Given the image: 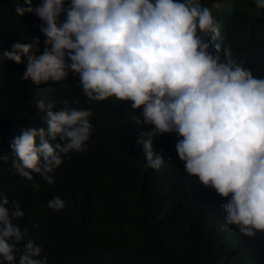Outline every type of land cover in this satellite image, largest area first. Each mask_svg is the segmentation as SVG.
<instances>
[{
	"label": "clouds",
	"instance_id": "obj_1",
	"mask_svg": "<svg viewBox=\"0 0 264 264\" xmlns=\"http://www.w3.org/2000/svg\"><path fill=\"white\" fill-rule=\"evenodd\" d=\"M254 3L264 9V0ZM15 11L36 27L18 32L3 58L24 65L21 80L57 90L48 102L34 100L44 114L38 126H19L9 142L12 178L45 189L47 207L60 211L65 202L51 188L75 157L86 163L91 153L105 163L118 154L154 174L178 156L188 175L226 198V226L250 238L264 232V76L221 46L225 30L208 7L200 0H16ZM70 79L89 104L65 99ZM108 98L130 110L90 106ZM8 200L0 190V264H48L33 240L39 222L22 229L13 221L24 211Z\"/></svg>",
	"mask_w": 264,
	"mask_h": 264
},
{
	"label": "trees",
	"instance_id": "obj_2",
	"mask_svg": "<svg viewBox=\"0 0 264 264\" xmlns=\"http://www.w3.org/2000/svg\"><path fill=\"white\" fill-rule=\"evenodd\" d=\"M222 1L200 3L211 10ZM15 7L16 0H0V155L9 157L7 162L0 159V190L24 211L14 223L29 231L39 222L36 230L41 231L33 240L48 264H264V232L250 238L236 226H226L220 210L226 198L188 175L178 156H169L154 174L127 165L118 154L105 163L91 153L86 163L75 157L51 188L65 202L60 211L47 207L52 196L45 189L34 191L31 181L11 177L9 142L19 126H38L44 114L34 100L48 102L57 90L21 80L24 65L3 58L18 32L36 27L31 16L20 17ZM221 35V46L228 45L233 58L254 76H264V9L256 8L254 0H236ZM65 86L69 104H89L78 82L70 79ZM117 101L108 98L90 106L130 110L129 102ZM161 135L178 139L173 133ZM158 143L170 148L165 138Z\"/></svg>",
	"mask_w": 264,
	"mask_h": 264
},
{
	"label": "rangeland",
	"instance_id": "obj_3",
	"mask_svg": "<svg viewBox=\"0 0 264 264\" xmlns=\"http://www.w3.org/2000/svg\"><path fill=\"white\" fill-rule=\"evenodd\" d=\"M235 1L236 0H224L221 3H219L218 6L215 4V6L211 9L213 15L220 21L221 33L225 30L226 21L233 11ZM222 264H236V263L223 262Z\"/></svg>",
	"mask_w": 264,
	"mask_h": 264
}]
</instances>
